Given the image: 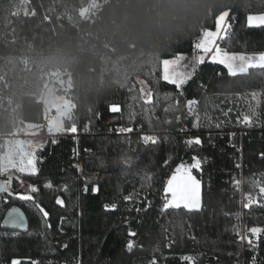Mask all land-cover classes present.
<instances>
[{
    "label": "trees",
    "instance_id": "trees-1",
    "mask_svg": "<svg viewBox=\"0 0 264 264\" xmlns=\"http://www.w3.org/2000/svg\"><path fill=\"white\" fill-rule=\"evenodd\" d=\"M88 1L0 0V158L4 138L21 123H44L37 95L48 71L70 75L75 110L66 127H77L75 135L64 132L40 145L37 176L11 173L18 179L12 196L0 193V225L16 207L28 226L0 227V264L14 258L25 264H187L186 256L196 264H252L255 256L256 264H264V233L253 250L234 230L252 238L250 228H264V69L232 77L222 65L206 62L177 90L161 79L159 67L160 60L194 53L202 30L215 29L224 12L231 28L222 50L264 54V26L247 23L248 15L264 13V3L107 0L96 18L83 19ZM142 88L152 92L151 103ZM193 99L190 111L187 101ZM110 105L120 111L111 112ZM253 110L257 115L246 127L243 117ZM197 117L199 129L193 127ZM121 127L133 131L119 133ZM144 135L158 142L145 144ZM197 136L201 146L185 144ZM193 156L202 161V169L193 170L203 185L201 210L162 213L167 179ZM23 180L39 189L34 201L15 195ZM48 182L52 188L44 186ZM248 196L258 199L245 208ZM113 203L117 209L106 211ZM130 230L136 235L130 237Z\"/></svg>",
    "mask_w": 264,
    "mask_h": 264
},
{
    "label": "snow or ice",
    "instance_id": "snow-or-ice-1",
    "mask_svg": "<svg viewBox=\"0 0 264 264\" xmlns=\"http://www.w3.org/2000/svg\"><path fill=\"white\" fill-rule=\"evenodd\" d=\"M261 3H264V0H260ZM229 14H224L221 17H218L215 22V31L212 30H202L200 38L193 43V58L191 61V66L188 64L182 63L186 58L183 54H177L175 58L172 59H163L159 61V67L161 70V79L170 84L174 85L177 90H182L184 86L194 77L195 73L198 71L199 66L205 64L206 58H210V63L222 65L229 76L235 77L239 74H247L249 69L258 68L264 69V54L259 55H237V54H228L227 52L222 51L221 47L218 45L217 41L223 37H227L228 29L231 28V25L228 23ZM247 23L249 27H259L264 26V14L259 15H248ZM223 34V36L221 35ZM219 75V73H218ZM141 93L144 96L146 103H151L152 101V92L144 88L141 89ZM165 100L171 99L169 96L164 97ZM253 99H256L255 94ZM257 103H259L257 101ZM189 110L191 111V106L197 104L196 100L187 101ZM109 110L111 112H119V105H110ZM165 113L169 111V108L164 109ZM257 115V112L253 110L252 115H245L243 117V123L251 127L253 124V117ZM193 127L199 129L200 121L197 117ZM220 127V125H216ZM65 131L76 133L77 127L75 124H72L71 127H64L63 124H60L54 130V134L63 133ZM119 133H131L133 128L131 127H121ZM231 135H235L232 133ZM142 141L145 144L151 143L155 145L158 142V138L155 135H144L142 136ZM55 143V141H53ZM187 146L202 145V140L197 136L195 138L187 139L185 141ZM40 145H36L31 148L30 151L22 153L16 159L4 160L0 158V176H6V180H0V193H7L8 196H12L11 184L13 179H18L14 177L11 173L14 171L21 175L35 177L39 174L37 158V151L39 150ZM192 163L190 165H185L181 163L175 168V171L167 179L166 186L164 188V202L162 205L161 212H167L170 209L178 210L183 208L188 212L200 211L202 208V182L193 175V170L200 171L202 169V161L199 157L193 156ZM130 165V161H126ZM167 163V161L165 162ZM239 167V165H237ZM143 179L150 182L152 179L151 174H145ZM46 188H52L53 185L51 182H48L44 185ZM143 187V185H142ZM36 186H30L29 194H18L17 198L23 201H34V197L30 193L38 192ZM87 185H85L84 191L87 192ZM93 193L99 191V187H93ZM259 192L264 194V187L259 188ZM135 193L124 196L126 202H132L135 198ZM248 203L244 204L245 208H249L253 201L251 196L247 197ZM56 203L63 206V201L60 198H57ZM37 210L43 214L45 218L48 217L49 213L40 204H35ZM118 205L115 203L111 205H105L106 211H115ZM139 211V209H136ZM239 219V215H237ZM0 227H10L12 229L23 230L26 228V217L24 214L16 207H12ZM237 236L240 240H246L248 245L251 246L253 250L258 247V240L262 233H264V228L261 227H252L248 230L252 238H249L246 235L241 234L239 228L234 229ZM136 233L134 231H129V236L133 237ZM133 242L130 240L127 244L128 250L133 248ZM187 264H196V261L191 256L183 257ZM11 264H25L24 261L14 258L11 261ZM28 264H39L38 261H29ZM49 264H52L50 261ZM76 264H80L79 259H77ZM152 264H156V261L153 260ZM252 264H256V257L253 256Z\"/></svg>",
    "mask_w": 264,
    "mask_h": 264
},
{
    "label": "rangeland",
    "instance_id": "rangeland-1",
    "mask_svg": "<svg viewBox=\"0 0 264 264\" xmlns=\"http://www.w3.org/2000/svg\"><path fill=\"white\" fill-rule=\"evenodd\" d=\"M98 7L99 4H93L89 0L88 4L84 6L80 11L82 18L87 19L92 12L98 9ZM226 13L229 14V12H224L219 17L223 16ZM252 15H259V14H252ZM228 23H229V17H228ZM212 31H215V29H213ZM221 35L223 36V34ZM220 41L221 39L218 40L217 43L221 47ZM227 53L237 54V55L240 54L254 55V54H244V53H230V52ZM183 55L185 56L186 59L182 63L188 64L190 67L194 53L183 54ZM210 58H211V54L209 55V57L206 58V62L210 61ZM45 78H46L45 83L39 95H37L39 101H41L45 107V121L43 124L21 123L18 130L15 131L14 134L5 137L4 138L5 155L3 156L4 160L16 159L22 153L26 151H30L32 147L45 143L46 140L49 139L50 137H56L60 134H63L64 132L59 134H54V130L60 124H63V126L66 127L67 123H71V120L73 118V112L75 110V103L71 96L73 84L70 75L68 74L67 71L57 69V70L48 71L45 74ZM71 134L75 135L77 134V132ZM12 173H16V172L13 171ZM19 175L21 177L25 176L21 174ZM30 186L32 185H30L29 183L23 180L20 191L15 192V195L18 196V194H29ZM30 194L33 195V193ZM259 196L264 198V194H261L260 192H259ZM4 199L5 201H8L7 198ZM202 199H203V188H202ZM257 199L258 198L255 197L253 198V201L256 202ZM0 212H1V206H0Z\"/></svg>",
    "mask_w": 264,
    "mask_h": 264
},
{
    "label": "built area",
    "instance_id": "built-area-1",
    "mask_svg": "<svg viewBox=\"0 0 264 264\" xmlns=\"http://www.w3.org/2000/svg\"><path fill=\"white\" fill-rule=\"evenodd\" d=\"M91 3L93 4H99V7L97 10H95L94 12H92L89 17L87 19H93V18H96L98 16V13L99 11L101 10V8L104 6V4L107 2V0H90ZM248 127V126H246ZM238 185L240 184L241 185V182H237ZM244 201L247 202V197H244ZM39 262V261H38ZM40 264V262H39Z\"/></svg>",
    "mask_w": 264,
    "mask_h": 264
},
{
    "label": "water",
    "instance_id": "water-1",
    "mask_svg": "<svg viewBox=\"0 0 264 264\" xmlns=\"http://www.w3.org/2000/svg\"><path fill=\"white\" fill-rule=\"evenodd\" d=\"M20 210V209H19ZM21 211V210H20ZM22 212V211H21ZM23 213V212H22ZM24 214V213H23ZM25 216V215H24ZM28 226L27 220H26V227ZM4 228H10V227H4Z\"/></svg>",
    "mask_w": 264,
    "mask_h": 264
}]
</instances>
